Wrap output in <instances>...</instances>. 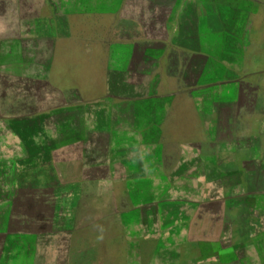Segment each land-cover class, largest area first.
Returning a JSON list of instances; mask_svg holds the SVG:
<instances>
[{"label":"rangeland","instance_id":"374dc122","mask_svg":"<svg viewBox=\"0 0 264 264\" xmlns=\"http://www.w3.org/2000/svg\"><path fill=\"white\" fill-rule=\"evenodd\" d=\"M193 2L0 0V264H264L255 196H235L264 189V166L242 184L232 173V90L151 98L176 83L152 37L169 35L183 4L191 31ZM205 140L226 144L204 148L226 174L179 167L178 146ZM46 211L58 226L27 223Z\"/></svg>","mask_w":264,"mask_h":264},{"label":"crops","instance_id":"0c3cea01","mask_svg":"<svg viewBox=\"0 0 264 264\" xmlns=\"http://www.w3.org/2000/svg\"><path fill=\"white\" fill-rule=\"evenodd\" d=\"M193 1L195 11L191 31H184L185 24L180 16L184 6L188 5L185 2L186 5L180 3L183 7L174 13L175 24L168 26L171 31L169 35L152 37L151 43L162 47L161 53L168 62L165 66L166 75L173 76L176 81L175 91L157 97L175 100L187 95L193 97L197 93L219 94L221 91L232 90L229 100L233 105V138L231 146L230 143L227 146L233 153L230 163L233 166L232 173L242 184V180L252 181V174H256L262 164L264 166V141L261 140L264 139V0ZM174 63L178 69L175 75H171L168 71L170 64ZM190 75L198 79L185 82L184 79ZM216 100L224 98L218 95ZM206 145L216 150L226 147L223 142L214 144L207 140L180 144L178 147L186 148V153L179 157V165L187 164L190 168L209 165L217 175L226 174L217 154H206ZM261 171L259 169V173ZM203 178L201 180L204 184L207 181L214 182L210 177ZM243 187L239 191L235 189V196H255L256 200L249 203L250 212L255 204V219L264 218V210L261 209L264 208V199H261L264 198V189L254 191L247 190L246 185ZM222 198L220 194L212 199V203L221 204V212L224 210ZM204 206V203L199 204L197 211L200 215L204 214ZM221 215L224 219L223 213L218 214L217 218Z\"/></svg>","mask_w":264,"mask_h":264},{"label":"trees","instance_id":"16d2710c","mask_svg":"<svg viewBox=\"0 0 264 264\" xmlns=\"http://www.w3.org/2000/svg\"><path fill=\"white\" fill-rule=\"evenodd\" d=\"M58 23V22H57ZM57 23H54L53 24V27L55 28V30L56 31H58L59 30V26H58V24ZM153 46H159L158 44H154V43H151ZM160 47V46H159ZM27 60H25L24 61V63L26 62ZM167 64H168V62H167ZM22 68H24V64L21 66ZM154 91H155V89H153L152 90V94H151V98H155V97H157V94L156 93H154ZM163 99H168V98H166V97H162ZM168 103V102H167ZM154 107V109H159L158 107V105H154L153 106ZM36 116H38V117H43V118H46L47 116V112H43V113H38V114H35ZM46 135H47V132H46ZM56 151H57V149L55 148H53V149H51L50 150V152H49V155H50V161H51V164H53V155H54V153H56ZM183 166H186V168H187V164H181L179 167H183ZM186 170V169H185ZM51 177H52V175H51V173L50 174H48V185H49V187H51L52 186V180H51ZM208 182H211V181H208ZM207 182V183H208ZM213 182H211V184H212ZM44 187H45V185H44ZM49 194H51V193H49ZM49 197H50V200H49V203H48V205H49V208H54V207H56V199H54L53 197L54 196H51V195H49ZM177 201H175V204H176V206H177V203H176ZM172 204H174V203H172ZM174 204V205H175ZM181 204V203H180ZM213 204H215V202H213ZM179 207V206H178ZM205 207V206H204ZM181 210H183V208L181 209ZM44 216L42 217V218H37V219H30V221H27V223L28 222H30V224H32V225H41V226H43V227H47V228H49V229H51V228H53V226H55V225H57L56 223V220H55V214H53V213H51V212H48V211H46L44 214H43ZM44 218H46V220L45 221H43V219ZM177 218H182L181 216H178ZM177 218H175L174 220H176ZM179 221V220H178ZM59 225V224H58ZM57 225V226H58ZM56 227V226H55ZM178 227H179V225H178ZM177 227V228H178ZM50 233H51V231H49L48 232V234L47 235H50ZM178 247H180V246H175L174 247V249L176 250H178ZM178 253V252H177ZM177 262H179V259L178 260H175V262H173V264H176ZM25 262H22V261H14L13 262V264H24ZM32 264H33V262H32Z\"/></svg>","mask_w":264,"mask_h":264},{"label":"water","instance_id":"95a60500","mask_svg":"<svg viewBox=\"0 0 264 264\" xmlns=\"http://www.w3.org/2000/svg\"><path fill=\"white\" fill-rule=\"evenodd\" d=\"M48 114L49 113H48V110H47V115L46 116H49ZM55 133H56V131H55ZM58 149L59 148H57L56 154L53 155V167H54L55 171L59 170V166H58L57 163L61 162V160L65 157L64 154L60 153V151ZM81 185H83V184H81ZM164 190H165V188H162L159 193L163 194V192H165ZM46 199L50 200V197H47ZM45 220H46V218L43 219V221H45ZM195 221H196V219H193V218L185 220V227L188 228L192 223L193 224L196 223ZM24 264H31V261L30 262H25Z\"/></svg>","mask_w":264,"mask_h":264}]
</instances>
